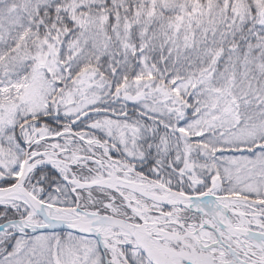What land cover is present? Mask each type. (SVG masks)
Masks as SVG:
<instances>
[{
	"label": "snow or ice",
	"instance_id": "obj_1",
	"mask_svg": "<svg viewBox=\"0 0 264 264\" xmlns=\"http://www.w3.org/2000/svg\"><path fill=\"white\" fill-rule=\"evenodd\" d=\"M0 264H264V0H0Z\"/></svg>",
	"mask_w": 264,
	"mask_h": 264
}]
</instances>
